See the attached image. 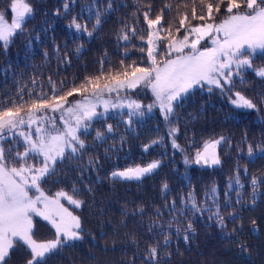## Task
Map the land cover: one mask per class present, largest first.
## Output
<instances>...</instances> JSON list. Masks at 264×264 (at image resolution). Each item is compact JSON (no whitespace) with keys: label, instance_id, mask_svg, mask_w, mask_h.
<instances>
[{"label":"trees","instance_id":"1","mask_svg":"<svg viewBox=\"0 0 264 264\" xmlns=\"http://www.w3.org/2000/svg\"><path fill=\"white\" fill-rule=\"evenodd\" d=\"M31 3L34 13L27 19L25 30L6 48L0 42V101L14 98L22 85L26 90L32 88L33 79L37 82V91L39 86L50 91L47 87L49 77L58 86L62 81L78 84L86 76L97 75L102 61H106L105 70L110 66L119 68L125 52L131 59L124 62L130 64L141 53L135 47H123L119 36L125 24L133 23V13L139 16L138 30L146 29L141 13L147 6H152L154 18L168 4L172 10L170 14L165 12V24L178 23L177 13L184 12L185 5L190 11L192 0H112L111 11L107 9V0H31ZM65 3L69 4L67 12ZM7 5L8 0H0V9H7ZM97 5L101 9L102 22L94 27L95 17L90 10ZM73 17L82 25L88 21V30L93 35L88 37L70 31L68 25ZM8 19L10 22V15ZM140 43L139 39L130 41V45ZM261 67H264V52L257 51L253 56V68L242 71L245 82L241 84V78L236 79L234 89L253 99L256 109H236L229 101L231 93L221 95L219 90L209 92L206 87L194 89L176 109L173 118L178 120L176 142L182 151L172 148L158 108L141 122L135 119L131 128L116 122L119 137L110 143L112 147L94 143L87 137L89 148L83 163L86 165L89 158H98V165L79 172L76 170L78 162L65 163L57 168L56 176L43 185L48 194L61 188L70 191L75 185L79 190L78 198L84 201L83 206L75 210L83 224L84 238L73 245H65L48 259V264H145L146 249L155 240L161 242L160 264H264V185L259 186L254 202L250 187L252 176L264 177V103H261L264 78L257 77L254 72ZM132 98H139L143 105L154 100L149 90L139 95L133 93ZM69 99L75 101L80 97L74 95ZM220 136L228 141L218 146L220 165L202 167L184 163L185 156L191 160L204 141ZM154 140L161 142L144 151V146ZM248 145L253 147L251 158ZM153 160H160L161 167L141 181L109 179L115 170ZM237 171L244 185L240 189L241 203L236 202L235 189L227 201L225 197L229 180ZM163 182L169 185L167 195L161 192ZM213 186L218 189L222 209L226 203L231 204L222 211L226 228L221 230L215 220L208 219V214L188 213L182 217L180 227H186L191 220L194 232L185 242L184 232L179 236L175 234V223L167 227L173 216H180V213H171L166 204L175 200L180 209L181 198L192 191L197 202L202 203ZM157 211L162 215L157 217ZM233 215L238 217L235 222L230 218ZM34 224L35 238L40 241L54 238V230L46 221L34 217ZM155 224L165 225L162 231L171 233L166 250L162 245L164 237L159 235L161 230L149 232V227ZM241 245L246 250H241ZM27 258V250L20 246L12 250L7 264H26Z\"/></svg>","mask_w":264,"mask_h":264},{"label":"snow or ice","instance_id":"2","mask_svg":"<svg viewBox=\"0 0 264 264\" xmlns=\"http://www.w3.org/2000/svg\"><path fill=\"white\" fill-rule=\"evenodd\" d=\"M68 8L69 4L65 3L66 12ZM185 8L184 12L177 13L178 23L165 24V12L171 13V5H164L153 18L149 4L141 13L146 29L139 30L136 26L139 16L133 13V23L125 24L119 36L124 42L123 47H135L141 53L130 64L124 62L131 59L125 52L119 68L110 66L105 70L106 61H102L97 75L86 76L78 84L62 81L58 86L49 77L47 87L50 91L44 86H39L37 91V82L33 79L32 88L26 90L22 85L14 98L0 101V264H7L12 250L20 246L28 252L26 264H48V259L65 245H73L84 238L81 218L75 214L84 201L78 198L76 186L73 185L70 191L61 188L48 194L43 185L56 176L57 168L65 163L78 162L76 170L79 172L98 165V158H89L86 165L83 163L89 148L86 139L95 123L103 120L105 130H95L94 143L106 142L107 134L113 132V126L107 123L110 112L120 110L124 115L123 110L127 109V119L123 122L131 128L134 118H143L158 108L172 148L182 151L176 142L178 120L173 118L176 109L197 87H206L209 92L219 90L221 95L231 93L229 101L236 109L257 108L253 99L234 89L237 77L241 78V84L245 82L242 70L253 68V56L257 51L264 52V0H192L190 11L187 5ZM107 9L112 10V0H107ZM90 11L95 17L94 27H99L102 22L99 5ZM33 13L31 0H8L7 9H0V42L5 48L25 30L26 21ZM196 21L199 23H194ZM87 23L82 25L73 17L68 28L91 37L93 32L88 30ZM132 39H139L141 43L130 45ZM254 72L257 77L264 78V67L256 68ZM145 90L154 97L151 104L143 105L139 99L131 98L133 93L139 95ZM74 95L80 99L71 101L69 98ZM160 142L152 141L144 146V151ZM227 142L223 136L204 141L191 160L185 156L184 163L202 167L220 165L217 149ZM191 143L194 145L195 141ZM252 154L253 147L248 145L250 158ZM161 163L153 160L115 170L109 179L141 181L155 174ZM261 185H264V177L250 178L253 202ZM227 187L226 201L235 189L236 202L241 203L240 189L244 185L238 171L234 178H230ZM87 190L91 191L90 188ZM168 190V183L163 182L162 194L167 195ZM180 203V209L175 200L166 204L171 213H180V216H173L167 227L171 228L175 223V234L179 236L184 232L185 242L194 232L191 220L186 227H180L182 217L188 213L208 214V219L215 220L221 230L226 228L222 211L231 204L226 203L222 209L215 186L205 194L202 203L197 202L194 191L186 198L182 197ZM140 211L142 213L143 209ZM156 215L159 217L162 213L157 211ZM34 217H40L54 229L53 239L40 241L35 238ZM230 218L235 222L238 217L233 215ZM164 227L155 224L149 227V232L161 230L159 235L164 237L162 245L166 250L172 237L171 233L162 231ZM241 250H246L244 245ZM160 251L159 240L150 243L144 257L145 264H160Z\"/></svg>","mask_w":264,"mask_h":264},{"label":"rangeland","instance_id":"3","mask_svg":"<svg viewBox=\"0 0 264 264\" xmlns=\"http://www.w3.org/2000/svg\"><path fill=\"white\" fill-rule=\"evenodd\" d=\"M204 43L207 44L208 42L205 41ZM208 46H210V45H208ZM239 78L240 77H237L236 79H239ZM149 95L152 96V94H151L150 91H149ZM101 110L102 109H98V111H101ZM126 112H127V109H124L123 110L124 115H121L120 110H117L116 112H110L108 114V117L109 118L107 119V123L108 124H111L113 126V132L110 133V134H107V136H106V142L100 141V142H96L97 144L104 143V144H106V146L109 145V147H112L110 145V143L115 142L114 140L117 137H119L118 128H116V122H117V124H121V123L124 124L123 120L127 119L126 118ZM146 115H145V117H146ZM134 119H136L137 121H140L141 122L144 119V117L143 118H134ZM95 130H100V131H104L105 130V123H104L103 120H100V121L96 122L95 123V126H94V130H90V134L87 136L88 138L91 137V140L93 142H94V137H95Z\"/></svg>","mask_w":264,"mask_h":264}]
</instances>
